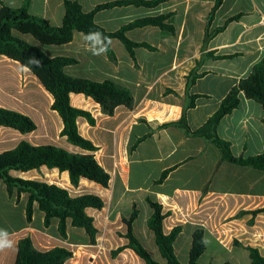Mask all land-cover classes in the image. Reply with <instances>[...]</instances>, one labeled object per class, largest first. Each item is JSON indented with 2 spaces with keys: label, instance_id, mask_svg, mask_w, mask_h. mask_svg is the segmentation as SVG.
Instances as JSON below:
<instances>
[{
  "label": "crops",
  "instance_id": "1",
  "mask_svg": "<svg viewBox=\"0 0 264 264\" xmlns=\"http://www.w3.org/2000/svg\"><path fill=\"white\" fill-rule=\"evenodd\" d=\"M84 12L98 5L121 0H74ZM24 0H0L3 5L21 8ZM216 0H168L156 7L116 6L99 11L95 22L114 33L123 26L148 17L169 15L167 25L174 33L157 26L129 30L127 37L154 47L135 49V58L117 38L108 51L93 55L86 35L76 32L72 42L44 45L31 35L13 30V35L41 49L48 57H68L78 61L66 66L68 76L96 82L114 81L128 88L135 99L133 109L119 106L113 115L84 94L71 93L74 108L89 112L95 119H77L80 135L91 141L99 165L109 174L107 187L86 178L77 186L67 171L58 168L11 170V176L54 184L72 197L95 195L104 207H89L86 213L97 229L92 244L86 231L67 222V235L59 232L58 220L49 227L38 203L33 219L27 220L29 194L9 193L0 178V231L6 232L13 247L0 250V264H15L20 240L30 238L34 248L47 252L65 248L73 253L64 264H146L128 247V226L134 211L136 238L160 264H167L148 222L153 214L149 200L160 204L166 217L163 232L180 227L174 243L177 259L190 261L194 233L204 231L205 251L200 264H252L249 249L264 256V172L222 161L209 141L188 136L177 126L161 128L182 119L184 109L192 130L202 127L218 110L230 90L247 77L255 64L264 61V0H224L207 27ZM29 13L61 27L65 16L63 0H30ZM238 16V17H237ZM237 17L217 34L228 19ZM207 33L212 35L205 44ZM209 55H213L209 56ZM222 56L223 59L215 57ZM196 75L188 86L189 76ZM54 98L41 81L19 62L0 55V108L28 116L36 125L30 133L0 127V154L25 141L32 146H56L72 154H90L62 136L60 115L52 109ZM264 110L245 96L240 106L224 117L219 137L228 142L237 157L264 154ZM139 139H142L139 141ZM135 145V150L132 147ZM167 172L165 179L163 174ZM121 249L113 256V252Z\"/></svg>",
  "mask_w": 264,
  "mask_h": 264
},
{
  "label": "trees",
  "instance_id": "2",
  "mask_svg": "<svg viewBox=\"0 0 264 264\" xmlns=\"http://www.w3.org/2000/svg\"><path fill=\"white\" fill-rule=\"evenodd\" d=\"M63 1L65 16L61 27H55L48 20L31 15L28 10L30 0H24L21 8L3 5L0 9V55L19 62L41 81L45 89L54 98L52 109L63 120L64 128L61 135L67 137L71 144L91 153L72 154L56 146L35 147L23 141L15 149L0 154V178L7 185L9 193L17 189L19 194H29L27 204V220L29 222L33 219V205L36 202L40 210L45 213L44 224L46 227H49L52 221L56 219L59 222V232L63 237H66L67 222L71 220L72 226L84 229L90 238V242L95 244L97 229L93 219L87 215L86 209L89 207L102 209L104 202L101 198L95 195L72 197L62 187L44 182L15 178L11 176L10 171L27 172L46 166L48 168H58L61 172L67 171L70 175L71 183L75 186L79 184L81 178H86L107 187L110 176L95 158L94 152L97 150V147L91 141L82 137L77 127V119L79 117L86 118L91 124L95 123V119L89 112L71 106L70 94L77 93L91 97L100 105L102 111L108 115H113L115 109L119 106L133 109L135 104L134 96L128 88L114 81L96 82L86 78L68 76L64 69L66 66L77 64L78 61L76 59L68 57L50 58L38 47L15 37L12 32L16 30L20 34L31 35L44 45L61 46L72 42L76 32L87 35L91 31H99L105 37L119 39L131 56L135 58L136 48L144 47L149 50H154L155 48L147 43L131 41L126 35L129 30L138 27L157 26L164 31L174 33V28L166 24L169 15L139 19L123 26L114 33L107 32L95 22V15L104 9L129 5L152 8L168 0H121L98 5L91 12H84L81 4L77 1ZM223 1L216 0L215 6L207 19V27L210 25L215 12L222 5ZM237 17L228 19L226 24L218 28L214 34L222 32ZM211 37L212 35L207 33L205 44ZM107 51L110 57L115 59L110 45ZM209 56L214 57L213 55ZM33 57L40 61L39 66L30 63V59ZM215 58L223 59L225 57L217 56ZM192 73L189 76V87L196 79V75L194 74L196 72L193 71ZM243 96L259 103L264 110V61L255 64L250 74L241 79L230 90L218 110L199 129L192 130L190 128L187 123L186 114L187 110L194 106L197 96L190 97L191 102L184 109L181 120L165 123L161 125V128L177 126L183 129L188 136L201 137L212 143L218 149L222 161L249 166L264 172V154L249 158L237 157L233 154L230 144L222 140L218 135L217 130L221 120L240 106ZM1 126L14 128L21 133H30L36 129L35 123L28 116L2 108H0ZM141 140L139 139V141ZM136 146L132 147V150H135ZM166 176L167 172L163 174L161 181ZM149 203L153 214L148 222V226L155 234L156 243L162 256L167 260V264H183L177 259L174 250V243L181 232V228L176 227L170 234H164L163 221L166 214H164L160 204L151 200H149ZM137 216L138 212L134 211L131 219L125 221L128 226V247L133 249L146 264H160L151 256L134 234L133 224ZM120 250L114 251L113 256H116ZM204 251V231L198 230L193 236L190 261L187 264H200L199 259ZM249 251L252 264H264L263 255L252 248ZM72 256L73 253L71 251L60 247L47 252H39L34 248L30 238H24L19 242L15 264H64Z\"/></svg>",
  "mask_w": 264,
  "mask_h": 264
},
{
  "label": "clouds",
  "instance_id": "3",
  "mask_svg": "<svg viewBox=\"0 0 264 264\" xmlns=\"http://www.w3.org/2000/svg\"><path fill=\"white\" fill-rule=\"evenodd\" d=\"M86 41L89 44V50L93 55H101L108 50V46L111 44V40L108 37H105L103 33L99 31H91L86 37ZM30 63H34L39 66L40 61L36 60L34 57L30 59ZM7 233L0 231V250L4 248L13 247V242L7 238Z\"/></svg>",
  "mask_w": 264,
  "mask_h": 264
}]
</instances>
